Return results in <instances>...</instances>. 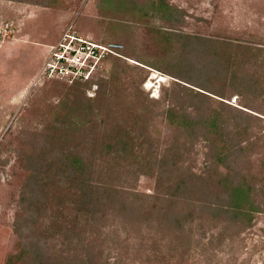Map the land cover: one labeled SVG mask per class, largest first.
<instances>
[{"label":"rangeland","instance_id":"1","mask_svg":"<svg viewBox=\"0 0 264 264\" xmlns=\"http://www.w3.org/2000/svg\"><path fill=\"white\" fill-rule=\"evenodd\" d=\"M0 264H264V0H0Z\"/></svg>","mask_w":264,"mask_h":264},{"label":"built area","instance_id":"2","mask_svg":"<svg viewBox=\"0 0 264 264\" xmlns=\"http://www.w3.org/2000/svg\"><path fill=\"white\" fill-rule=\"evenodd\" d=\"M119 42L100 43L87 39L67 28L49 54L37 75V80L52 78L69 83L90 82L98 76L103 60L120 55Z\"/></svg>","mask_w":264,"mask_h":264},{"label":"crops","instance_id":"3","mask_svg":"<svg viewBox=\"0 0 264 264\" xmlns=\"http://www.w3.org/2000/svg\"><path fill=\"white\" fill-rule=\"evenodd\" d=\"M51 47V46H50ZM50 47H49V49H50ZM48 52H49V50H48Z\"/></svg>","mask_w":264,"mask_h":264}]
</instances>
